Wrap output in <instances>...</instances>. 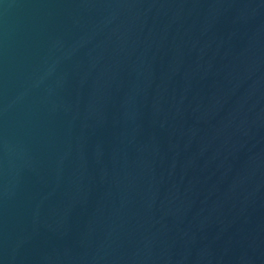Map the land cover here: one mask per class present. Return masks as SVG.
I'll use <instances>...</instances> for the list:
<instances>
[{
	"label": "water",
	"instance_id": "obj_1",
	"mask_svg": "<svg viewBox=\"0 0 264 264\" xmlns=\"http://www.w3.org/2000/svg\"><path fill=\"white\" fill-rule=\"evenodd\" d=\"M0 264H264V0H0Z\"/></svg>",
	"mask_w": 264,
	"mask_h": 264
}]
</instances>
